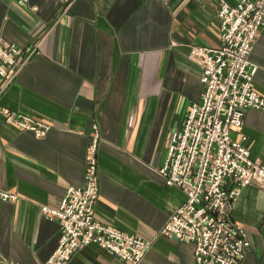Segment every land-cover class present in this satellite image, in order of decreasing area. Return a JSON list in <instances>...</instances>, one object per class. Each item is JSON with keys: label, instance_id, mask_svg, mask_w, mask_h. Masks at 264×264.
Segmentation results:
<instances>
[{"label": "crops", "instance_id": "1", "mask_svg": "<svg viewBox=\"0 0 264 264\" xmlns=\"http://www.w3.org/2000/svg\"><path fill=\"white\" fill-rule=\"evenodd\" d=\"M236 4L240 0H227ZM219 0H0V43L22 49V68L0 107L51 125L36 136L0 113V264H44L58 246V206L82 186L94 125L100 130L96 218L152 242L139 264H195L194 244L159 234L186 200L158 172L173 132L203 92L191 44H219ZM264 96V27L250 54ZM264 160V108L233 132ZM251 242L242 264H264V190L245 186L229 208ZM66 264H130L97 243Z\"/></svg>", "mask_w": 264, "mask_h": 264}, {"label": "built area", "instance_id": "2", "mask_svg": "<svg viewBox=\"0 0 264 264\" xmlns=\"http://www.w3.org/2000/svg\"><path fill=\"white\" fill-rule=\"evenodd\" d=\"M26 4L29 0H17ZM69 1V0H61ZM219 44H191L190 55L202 68L203 92L186 111L180 128L168 145L158 168L167 184L186 193L185 202L164 224L159 234L194 244L195 264H242L251 242L244 226L232 221L230 204L243 188L258 181L264 190V160L252 156L243 139L233 132L245 124L249 108L263 109L264 96L253 85L258 65L250 54L264 27V0H219ZM22 49L0 43V94L16 79ZM6 120L36 136L51 125L0 107ZM100 130L94 125L88 147L85 183L70 186L58 206L42 205L43 214L60 223L59 243L44 264H66L80 247L97 243L120 259L139 264L152 242L99 221L95 216L100 195L98 149ZM18 195L0 187V200ZM264 236V214L262 218Z\"/></svg>", "mask_w": 264, "mask_h": 264}]
</instances>
